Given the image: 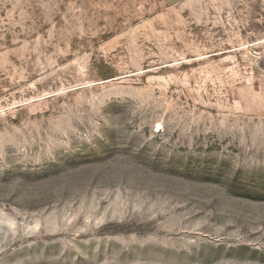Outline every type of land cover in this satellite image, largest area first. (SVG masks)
<instances>
[{
  "label": "rangeland",
  "instance_id": "obj_1",
  "mask_svg": "<svg viewBox=\"0 0 264 264\" xmlns=\"http://www.w3.org/2000/svg\"><path fill=\"white\" fill-rule=\"evenodd\" d=\"M0 264H264V0H0Z\"/></svg>",
  "mask_w": 264,
  "mask_h": 264
}]
</instances>
